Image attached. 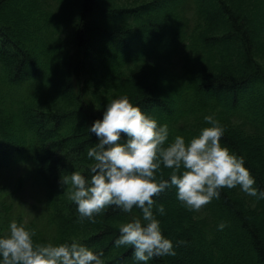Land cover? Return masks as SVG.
Segmentation results:
<instances>
[{"label": "trees", "instance_id": "obj_1", "mask_svg": "<svg viewBox=\"0 0 264 264\" xmlns=\"http://www.w3.org/2000/svg\"><path fill=\"white\" fill-rule=\"evenodd\" d=\"M49 1L0 0V82L7 87L0 174L21 168L45 191L47 231L37 219L26 226L35 243L70 242L81 228L78 239L103 251V264H145L131 247L113 244L130 213L112 205L94 223L72 226L76 203L63 192L59 205L51 200L64 187L61 176L87 175V148L97 139L87 126L119 96L167 123L169 141L198 135L213 114L224 127L221 143L244 156L264 188V0H53L56 9ZM64 25L71 26L68 48ZM171 171L163 167L164 177ZM155 199L165 206V214L156 212L164 234L185 243L147 264H264V199L239 186L221 189L199 211L181 204L175 186Z\"/></svg>", "mask_w": 264, "mask_h": 264}, {"label": "clouds", "instance_id": "obj_2", "mask_svg": "<svg viewBox=\"0 0 264 264\" xmlns=\"http://www.w3.org/2000/svg\"><path fill=\"white\" fill-rule=\"evenodd\" d=\"M204 120L209 124L198 135L186 140L177 134L169 141V125L147 115L128 96L108 101L102 117L87 126L97 138L87 148V175L72 171L61 176L63 186L71 185L68 196L77 205V219L94 223L97 214L112 205L130 213L119 224L113 244L131 247L134 260L147 264L154 257L176 255V247L185 243L166 236L156 215L165 214L164 204L155 197L167 188L175 186L176 198L194 211L219 199L225 187L239 186L249 196L264 199V188L256 186L244 156L221 143L220 121L213 114H206ZM162 166L172 169L168 178ZM226 226L223 220L217 225L220 230ZM9 229L0 235V264H103V251L78 238L35 243V229L16 220L10 221Z\"/></svg>", "mask_w": 264, "mask_h": 264}, {"label": "rangeland", "instance_id": "obj_3", "mask_svg": "<svg viewBox=\"0 0 264 264\" xmlns=\"http://www.w3.org/2000/svg\"><path fill=\"white\" fill-rule=\"evenodd\" d=\"M132 0H124L123 2H131ZM49 6L52 9H56L58 4L53 0L49 1ZM59 11V10H57ZM186 13L190 16L192 15V8H185ZM60 37L64 42L65 47L70 46V35H71V26H61L60 28ZM261 54L264 56V46H261ZM179 60L176 61L175 65L179 66ZM7 90L6 85L3 82H0V93L5 94ZM245 144H251L252 140L244 139ZM31 176H28L27 171L17 168L14 170L2 171L0 174V235H6L9 232L10 221L16 220L18 223H23L25 226L27 224H32L33 220H38V223L35 224L37 227L39 225L42 228V232L47 230L44 227L45 222L48 220L47 215H51L49 211L48 201H46V208L43 205L44 198H46L45 191L41 186L37 185ZM71 190V185L68 184L63 187L62 191L56 193V197L51 196V200H55L59 205L61 193L68 194ZM211 203V202H210ZM210 203L206 204L204 208H208ZM47 210V212H46ZM48 213V214H47ZM45 219V222H42ZM81 220H74L71 225L74 226ZM77 235L75 238L84 235L83 229H78L76 231ZM36 235V233H34ZM33 235V237H34ZM53 242V239L47 240L45 242ZM54 243V242H53Z\"/></svg>", "mask_w": 264, "mask_h": 264}]
</instances>
